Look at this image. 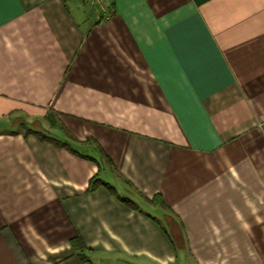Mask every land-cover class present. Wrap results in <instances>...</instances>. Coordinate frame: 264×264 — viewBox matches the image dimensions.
<instances>
[{"label": "crops", "instance_id": "0c3cea01", "mask_svg": "<svg viewBox=\"0 0 264 264\" xmlns=\"http://www.w3.org/2000/svg\"><path fill=\"white\" fill-rule=\"evenodd\" d=\"M0 264H264V0H0Z\"/></svg>", "mask_w": 264, "mask_h": 264}, {"label": "trees", "instance_id": "16d2710c", "mask_svg": "<svg viewBox=\"0 0 264 264\" xmlns=\"http://www.w3.org/2000/svg\"><path fill=\"white\" fill-rule=\"evenodd\" d=\"M45 119L50 122V128H46V129H43V130H37L36 131L37 133L40 134V139L41 140H51L57 146H59L62 143L64 146L70 147V143L69 142L60 140L58 137H56L53 134L54 131L51 130L54 127H56L57 125H59L66 133H68V130L65 128V126L60 124L57 121L56 117L54 115H52V114L46 115ZM103 154L106 155L104 152H103ZM100 183H102V180L100 178L94 177V178L91 179L89 187L91 189H94ZM105 185H107V187H109L112 190V187L109 186L107 183H105ZM124 200L127 201V199H124ZM161 205L164 206L165 208H169L168 205L164 202V200H161ZM74 244L80 249V251L85 247V244H84V242L82 241V239L80 237H78L77 239H74ZM83 257H84V255H83Z\"/></svg>", "mask_w": 264, "mask_h": 264}, {"label": "rangeland", "instance_id": "374dc122", "mask_svg": "<svg viewBox=\"0 0 264 264\" xmlns=\"http://www.w3.org/2000/svg\"><path fill=\"white\" fill-rule=\"evenodd\" d=\"M156 214L157 217H159L161 219V221H164V222H168L167 220H165V218L163 217V215L165 214L164 211L159 208L156 212H154ZM169 220V219H168ZM177 245V244H176ZM177 248L179 250V246L177 245Z\"/></svg>", "mask_w": 264, "mask_h": 264}]
</instances>
